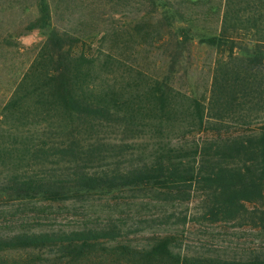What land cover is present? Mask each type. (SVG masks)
Listing matches in <instances>:
<instances>
[{"label":"trees","instance_id":"1","mask_svg":"<svg viewBox=\"0 0 264 264\" xmlns=\"http://www.w3.org/2000/svg\"><path fill=\"white\" fill-rule=\"evenodd\" d=\"M204 1L209 3L205 11L177 16L186 21L218 20L197 36L198 43L216 53L208 65L205 103L174 84L171 66L162 75L134 70L141 83L124 88L101 86L93 78L96 58L72 52L78 38L52 29L43 44L46 58L41 59L48 67H36L42 56L38 52L1 108L3 115L18 113L17 117L43 112L40 120L49 139L42 143L47 148L34 142L23 151L35 159L42 158V152L44 161L28 172L12 171L6 189L48 200L90 190H140L166 212L164 217L170 216L175 203H185L177 222L181 225L192 218L186 213L187 203L196 202V219L264 230V0ZM39 12L43 18L48 15L43 0ZM40 21L38 26L47 23ZM161 21L164 32L158 45L177 48L170 58L176 63L192 40L191 28L186 22ZM111 127L115 137L109 139L103 135ZM120 222L114 218L65 233L58 229L0 234V250L34 249L39 258L36 250L49 243L61 250L101 244L105 235L119 231ZM167 242L160 238L152 246L164 248ZM172 257V264L264 263L257 255L228 260L180 258L177 252ZM35 259L0 253V264H35Z\"/></svg>","mask_w":264,"mask_h":264},{"label":"rangeland","instance_id":"2","mask_svg":"<svg viewBox=\"0 0 264 264\" xmlns=\"http://www.w3.org/2000/svg\"><path fill=\"white\" fill-rule=\"evenodd\" d=\"M43 2L48 13L45 18L39 12V0H0V234L58 229L65 233L82 226H101L114 218H120L121 224L119 231L101 238V244L71 245L61 250L59 245L49 243L36 250L39 258L29 248H6L0 253L21 259L36 258L35 264H172V256L177 252L180 258L209 256L240 260L257 255L264 260V230L196 219V202L187 203L186 213L193 219L181 225L177 222L185 203H175L170 216L164 217L166 212L162 213V208L140 190H90L48 200L39 195H17L6 189L5 182L12 171L28 172L42 166L44 161L42 152V158L35 159L28 158L27 151H23L34 142H40L42 150L47 148L42 143L49 139L40 120L43 112L38 115L26 112L17 117L18 113L3 115L1 108L38 52L42 56L36 67L41 71L48 67L41 59L46 49L43 44L52 29L78 38L72 52L96 58L93 78L101 86L124 88L126 84L141 83L134 70L162 75L171 66L170 79L185 92L200 97L203 103L209 92L208 65L216 53L198 43L197 36L206 30V25L218 20L186 21L177 16L205 11L208 2L153 0L152 5L150 0ZM183 7L188 9L183 11ZM40 20L47 23L38 26ZM161 20H174V25L186 22L191 28L192 40L181 50L176 63H171L170 58L177 48L172 44L158 45L157 38L164 32ZM114 129H106L103 136L114 138ZM160 238L168 240L165 252L160 243L152 246Z\"/></svg>","mask_w":264,"mask_h":264}]
</instances>
